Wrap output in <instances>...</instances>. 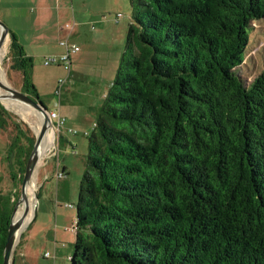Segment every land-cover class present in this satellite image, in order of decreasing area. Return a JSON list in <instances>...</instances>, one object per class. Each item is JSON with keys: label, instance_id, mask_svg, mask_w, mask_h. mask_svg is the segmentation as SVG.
Here are the masks:
<instances>
[{"label": "trees", "instance_id": "1", "mask_svg": "<svg viewBox=\"0 0 264 264\" xmlns=\"http://www.w3.org/2000/svg\"><path fill=\"white\" fill-rule=\"evenodd\" d=\"M132 7L89 138L71 264H264V70L241 72L264 0ZM7 59L44 106L12 31ZM0 128L31 134L1 103ZM14 205L0 198V264Z\"/></svg>", "mask_w": 264, "mask_h": 264}, {"label": "rangeland", "instance_id": "2", "mask_svg": "<svg viewBox=\"0 0 264 264\" xmlns=\"http://www.w3.org/2000/svg\"><path fill=\"white\" fill-rule=\"evenodd\" d=\"M63 4L69 10L62 13L61 24L66 26L76 22L77 26L70 34V40L79 46L80 56L75 62L71 56L72 72L62 89V106L59 105L56 90L59 79H65L67 72L58 64L46 66L45 59L53 57L57 54L56 51H63L59 42L67 39L66 34H61V40L48 32L45 27L48 13L43 16L45 25L39 23L35 26L31 16L42 14V9L37 10L34 5H0V21L9 29L10 25L14 24V18H27L21 23L25 25L30 21L34 35L45 43L47 50L38 54L36 60L35 57L33 59L30 80L48 111H59V108L63 107L68 113L67 116L63 114L65 123L59 130L53 121L54 146L41 159L37 168L39 175L36 174L32 181V190L35 191L33 202H30L32 210L27 215V223L15 248L13 264H71L77 240L74 230L76 204L86 170L89 138L93 134L94 124L105 99L103 89L108 90L110 81L115 79L121 52L126 51L127 35L133 15L132 0H74L72 4L69 0H64ZM86 8L94 13V21L87 20V12L84 11ZM54 9L56 5L51 9L53 18L56 17ZM104 16L107 17L106 21H103ZM111 24L115 28L110 27L102 31L100 37V29ZM21 27L19 25V32L24 35ZM252 27L253 30H249L251 43L241 70L249 81L264 70V19L254 22ZM9 44L8 40L6 54L1 56V68L5 72V78L0 75V80L7 82L14 89L26 92L22 89V74L10 69L7 59ZM103 70L104 75L101 77ZM0 92L3 93L1 88ZM0 103L31 131L29 135H19L12 128H0V198L11 199L15 203L16 217L20 211L23 213L25 208L24 203L19 204V163L24 158V151H28L29 138L36 139L43 119L33 108H25L22 102L2 100ZM22 129L25 132V129Z\"/></svg>", "mask_w": 264, "mask_h": 264}, {"label": "water", "instance_id": "3", "mask_svg": "<svg viewBox=\"0 0 264 264\" xmlns=\"http://www.w3.org/2000/svg\"><path fill=\"white\" fill-rule=\"evenodd\" d=\"M0 28H1L0 53H1L4 45L7 43V40L10 37V29L2 21H0ZM0 88L3 90V93H1L0 95V101L7 100V101L22 102L25 108H33L37 112V114L42 115L43 117L42 125L39 133L36 134V142L29 157V160L27 162L25 174L21 185V199L19 201V204L24 203L25 206L24 212L21 218L15 219V213L17 211V208L16 207L14 208L7 241L3 251V259H4L3 264H13V257H14L13 255L15 252V248L21 237L23 229L27 223V222L25 223V221H27L26 220L27 215L31 210L29 204V198L27 195V189L29 185L32 183L37 168L39 166V163L42 159L39 154L40 146L44 141L48 131L50 129H53V123L48 115V110L42 104L35 101L28 94H25L17 89H14L7 82H2L1 80H0Z\"/></svg>", "mask_w": 264, "mask_h": 264}, {"label": "crops", "instance_id": "4", "mask_svg": "<svg viewBox=\"0 0 264 264\" xmlns=\"http://www.w3.org/2000/svg\"><path fill=\"white\" fill-rule=\"evenodd\" d=\"M63 1L64 0H0V5H4V6H8V7H10V6L11 7H17V6H21V5H26V6L34 5L35 7H37V10L38 9H42V14L40 13V15H38L36 17H33V15L31 16L32 19H34V25L36 26L39 23L45 25V19H44L43 16H47V13H48L49 14V18L47 20V24L45 25V27H47L48 32H51V34H53L57 39H61V34H63V36H65V34H66V37L70 38V34L73 32L72 31L70 33L65 28V26H63L61 24L62 23V13L67 12L69 10L68 7L65 4H63ZM69 1L72 4L74 0H69ZM55 5H56V9H54V13H55L56 17L53 18V15L51 14V11H52L51 9H53V6H55ZM55 10H57V12H55ZM84 11L87 12V20L90 21V22L94 21V19L96 18L94 13L91 12V10L89 8H86ZM50 16H52V17H50ZM18 18H20L19 19L20 22H19V20H15V18H14V24L10 25V31H12L16 35L19 43L23 46L26 55L28 57L32 58V59H34V57H35V60H36V58L38 57V54H40L42 52H45L47 50L46 47H44L45 43L40 41V39H38V37H36L34 35L35 33L33 31V28L31 26L30 21H28L25 25H23L21 23L24 20H26L27 18H23L24 20L21 19V16H18ZM106 20H107V17L104 16L103 17V21H106ZM74 23H75V27H76L77 24H76V22H74ZM103 24H106V23H103ZM19 25L22 26L21 28L25 32L24 35L19 32V31H21V30H19ZM92 25H95V24H92ZM75 27H74V29H75ZM110 27H111V29H112V27L115 28V26L112 25V24L110 26L109 25L108 26L107 25L103 26L100 29L101 31H99V36L101 37L102 36V31H105L106 29H108ZM8 40H9V43H10V37H9ZM59 46L62 48V46L60 45V42H59ZM64 51L65 50H64V47H63V51L60 52V53H59V51H56L57 54H54V56L62 55V53ZM79 52L74 54V55H72V61L73 62H75L76 59L80 56V55H78ZM121 54H122V52H121ZM71 72H72V70H71ZM103 72H104V70L102 71V74H100L101 77L104 75ZM70 77H71V75H70ZM70 77L67 78V81L69 80ZM110 82L111 83L109 84L108 90L103 89V93H104L103 97L104 98H106V96H107V94L109 92L110 86L113 83V79ZM60 106H62V105H60ZM59 114H60L61 117H63V114H65L66 116L68 115V113L66 112V109L63 108V107L59 108ZM94 126H95V124H94ZM38 168H39V166H38ZM36 174H37V176L39 175V169L36 171Z\"/></svg>", "mask_w": 264, "mask_h": 264}, {"label": "built area", "instance_id": "5", "mask_svg": "<svg viewBox=\"0 0 264 264\" xmlns=\"http://www.w3.org/2000/svg\"><path fill=\"white\" fill-rule=\"evenodd\" d=\"M75 27L74 24H67L65 28L70 31V33L73 31ZM60 45L64 47L65 52L62 55L59 56H53L45 59V65L50 66L53 64H58L64 68V70L67 72V77L65 79H59L58 82V89L56 90V95L59 98V105H60V96L62 89L67 81V78L71 75V56L72 54H76L80 51V48L78 45L71 43L70 38L64 39L60 42ZM48 115L53 123V121L56 122L58 130L60 127L64 125V119L61 118L58 110L48 111ZM53 128L55 126L53 125Z\"/></svg>", "mask_w": 264, "mask_h": 264}, {"label": "bare ground", "instance_id": "6", "mask_svg": "<svg viewBox=\"0 0 264 264\" xmlns=\"http://www.w3.org/2000/svg\"><path fill=\"white\" fill-rule=\"evenodd\" d=\"M0 34H1V28H0ZM8 42V40H7ZM6 50H7V43L4 45L1 53H0V75L5 78V72L2 70L1 68V56L3 55V57L6 54ZM2 92H0L1 95ZM9 106V105H8ZM11 108V107H10ZM13 108V107H12ZM24 108V107H22ZM18 111V110H17ZM41 117V119H43L42 115H39ZM43 121V120H42ZM50 129L47 133V135L45 136L44 141L42 142L40 149H39V154L41 156V158H43L49 151L50 149L54 146V139H55V134H54V130ZM32 183L29 185L28 189H27V195L29 197V204L30 202H33L32 197L35 196V191L32 190ZM20 210V209H19ZM32 210V209H31ZM22 211H20V213L15 217V219H19L22 216ZM32 215V214H31ZM27 221H25L26 223Z\"/></svg>", "mask_w": 264, "mask_h": 264}]
</instances>
